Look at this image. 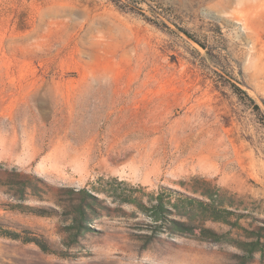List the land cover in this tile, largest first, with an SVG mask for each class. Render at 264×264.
Instances as JSON below:
<instances>
[{
    "label": "rangeland",
    "instance_id": "374dc122",
    "mask_svg": "<svg viewBox=\"0 0 264 264\" xmlns=\"http://www.w3.org/2000/svg\"><path fill=\"white\" fill-rule=\"evenodd\" d=\"M226 1L0 0V264H264V0Z\"/></svg>",
    "mask_w": 264,
    "mask_h": 264
},
{
    "label": "trees",
    "instance_id": "16d2710c",
    "mask_svg": "<svg viewBox=\"0 0 264 264\" xmlns=\"http://www.w3.org/2000/svg\"><path fill=\"white\" fill-rule=\"evenodd\" d=\"M237 90L243 94H246V92L242 91L241 89L237 88ZM251 102L254 104V109L256 110H260V106L255 102V100L251 97H249ZM262 103L264 104V98L262 99ZM168 193L170 194V197L175 198L176 201L172 202L170 201L171 204V208L168 207L164 200H163V195H160L157 197V204L155 205L154 209L152 208V211L154 212V214L156 215V222H158L159 217L164 213V212H169V213H173V212H179V205L183 204L186 205L188 207H199L202 208L203 206H207L208 210H211V208H215V204H214V199L216 198L215 195L212 193V191H210L209 193H203V196L208 197L209 199H212V202H204L202 199H198V198H192L186 194H183L175 189H167ZM82 192L84 194H86L87 196H92V194L90 192H88L86 189H82ZM93 198V196H92ZM80 213H82V210L80 209ZM211 212H214L211 210ZM180 215L182 213H179ZM165 216V215H164ZM84 220V219H83ZM172 222L174 223L173 225V229L174 230H179V231H183V229H187L189 228L185 222L181 221V220H172ZM193 230V228H192ZM209 232H211L212 234L216 235V233L212 230H208ZM259 240H257L255 243H250L252 245H256L259 244ZM257 248H253L251 249V252H255L257 251Z\"/></svg>",
    "mask_w": 264,
    "mask_h": 264
},
{
    "label": "bare ground",
    "instance_id": "6f19581e",
    "mask_svg": "<svg viewBox=\"0 0 264 264\" xmlns=\"http://www.w3.org/2000/svg\"><path fill=\"white\" fill-rule=\"evenodd\" d=\"M235 3H236V0H227L225 8L229 9V8L233 7L235 5Z\"/></svg>",
    "mask_w": 264,
    "mask_h": 264
}]
</instances>
